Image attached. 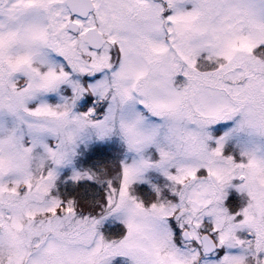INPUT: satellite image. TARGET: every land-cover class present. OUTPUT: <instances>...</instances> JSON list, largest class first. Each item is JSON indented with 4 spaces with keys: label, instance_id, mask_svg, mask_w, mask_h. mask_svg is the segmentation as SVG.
Returning a JSON list of instances; mask_svg holds the SVG:
<instances>
[{
    "label": "snow or ice",
    "instance_id": "1",
    "mask_svg": "<svg viewBox=\"0 0 264 264\" xmlns=\"http://www.w3.org/2000/svg\"><path fill=\"white\" fill-rule=\"evenodd\" d=\"M0 264H264V0H0Z\"/></svg>",
    "mask_w": 264,
    "mask_h": 264
}]
</instances>
